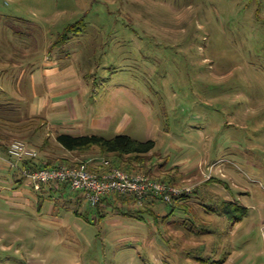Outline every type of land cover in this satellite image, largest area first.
<instances>
[{
	"label": "rangeland",
	"instance_id": "1",
	"mask_svg": "<svg viewBox=\"0 0 264 264\" xmlns=\"http://www.w3.org/2000/svg\"><path fill=\"white\" fill-rule=\"evenodd\" d=\"M47 60L113 117L83 135L154 141V175L192 194L175 212L156 203L158 220L121 202L130 216L102 217L82 192L19 183L0 146V264H264V0H0V110L23 118L0 132L61 156L28 117Z\"/></svg>",
	"mask_w": 264,
	"mask_h": 264
},
{
	"label": "trees",
	"instance_id": "2",
	"mask_svg": "<svg viewBox=\"0 0 264 264\" xmlns=\"http://www.w3.org/2000/svg\"><path fill=\"white\" fill-rule=\"evenodd\" d=\"M65 38L68 39L69 35L67 34ZM2 108L4 110V106ZM1 111L2 110H0V112ZM0 115H1L0 122L6 124L8 123L11 124L13 119H15L16 117L12 115H6L4 111L1 112ZM16 118L18 119V122H20L23 119L20 117H16ZM34 119L44 121L41 118H34ZM17 126L21 127L22 125H17ZM37 131L38 129L34 130L35 133ZM4 139L6 138H4V136L0 132V145L4 147V150L8 154V149L10 146L7 145L8 144V142L6 141L7 139L6 140ZM56 139L61 148H63L64 150H68L79 156L81 155L83 156L84 154L86 155L91 154L95 150H98L100 152V155L104 158L103 159L104 161L102 163L98 164L97 166H93L88 162H83L88 164L89 170L93 173L103 174L111 171L112 169L117 168L129 174H145L152 180L167 183L172 186H177L178 184L177 178L170 171H166L164 173L161 169V171L163 172L161 173L162 175H160L159 177H156L154 175L153 167L150 166V162L153 159V156L149 158V155H151V153L154 151L156 146V143L154 141L141 142L126 135H118L113 139H106L102 136H97V135L73 136L69 134H58ZM80 163L67 159H61V160L50 159L47 163L27 161L21 164V167L42 169V168L58 167L61 165L77 166ZM176 169L178 168L175 167V170ZM25 181L26 180L23 178V176L20 180H18L19 183H23ZM46 188L47 186H43L42 189L39 191L44 193L47 191L45 190ZM68 188L70 187L67 185H60L48 189L59 192L62 190H66ZM83 200L87 201V198L84 194H82V196L79 198V201L82 202ZM189 201H190V195L182 196L180 198L173 200V202L171 203H165V204H167L168 206L172 205L173 211L175 212V209H177V207L183 204H187L186 202ZM120 202L121 205L125 204L126 206L128 205L136 206L138 209H135L134 211L138 213L139 215L138 217L142 220L144 218L146 219V215L154 216L158 220L160 216L156 215L154 211V206L156 205V203H160L163 201L156 199L154 197H148L147 200H144L143 203L141 204V202L134 196H123V195L114 194L104 197L102 201L97 206H95V208L97 209L99 215L102 217H104V215L101 214L103 207L105 205L116 206L115 208H118V210L122 212L123 215L130 216L131 211L125 212L127 208H125L124 206L122 207L119 204ZM144 203H145V207L143 206ZM76 213L78 214V212ZM164 219L167 220L168 216H165Z\"/></svg>",
	"mask_w": 264,
	"mask_h": 264
},
{
	"label": "built area",
	"instance_id": "3",
	"mask_svg": "<svg viewBox=\"0 0 264 264\" xmlns=\"http://www.w3.org/2000/svg\"><path fill=\"white\" fill-rule=\"evenodd\" d=\"M11 166L22 173L29 185L39 191L43 186L67 185L74 192H82L92 207L97 206L104 197L118 194L134 196L141 204L148 197L171 203L182 196L192 194L190 187H177L150 179L145 174H129L120 169H112L103 174L93 173L88 164L77 166L61 165L52 168H22L25 162H35L39 152L23 141H14L8 149Z\"/></svg>",
	"mask_w": 264,
	"mask_h": 264
},
{
	"label": "crops",
	"instance_id": "4",
	"mask_svg": "<svg viewBox=\"0 0 264 264\" xmlns=\"http://www.w3.org/2000/svg\"><path fill=\"white\" fill-rule=\"evenodd\" d=\"M61 72L58 61L47 60L41 72L32 73L31 87L35 92V101L31 103L28 117L43 119L44 125L54 129L57 135L85 136L83 135L85 126L102 131L109 129L113 117L107 115L93 117L94 108L91 104L85 103V97L83 98L85 88L79 81V75L62 78ZM57 149L62 153L61 156L53 155L46 148L41 151L36 149L39 152L36 162L47 163L50 159L73 161V155L76 154L65 153L59 145ZM51 187L54 186H47L45 190Z\"/></svg>",
	"mask_w": 264,
	"mask_h": 264
}]
</instances>
